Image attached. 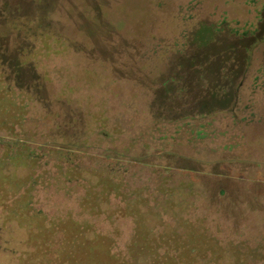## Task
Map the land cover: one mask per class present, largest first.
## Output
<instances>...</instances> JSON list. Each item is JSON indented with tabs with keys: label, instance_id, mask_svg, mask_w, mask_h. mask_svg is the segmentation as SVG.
<instances>
[{
	"label": "trees",
	"instance_id": "obj_1",
	"mask_svg": "<svg viewBox=\"0 0 264 264\" xmlns=\"http://www.w3.org/2000/svg\"><path fill=\"white\" fill-rule=\"evenodd\" d=\"M20 28L22 65L61 86L78 125L43 130L48 115L0 68V264H264V173L231 153L256 119L235 84L215 99L182 86L163 105L143 39L123 48L127 69L117 47L83 53L51 18ZM164 49L155 40V66Z\"/></svg>",
	"mask_w": 264,
	"mask_h": 264
},
{
	"label": "rangeland",
	"instance_id": "obj_2",
	"mask_svg": "<svg viewBox=\"0 0 264 264\" xmlns=\"http://www.w3.org/2000/svg\"><path fill=\"white\" fill-rule=\"evenodd\" d=\"M46 17L83 53L109 55L117 47L120 68L135 69L121 63V53L126 44L137 52L143 39L151 60L145 82L159 85L161 104L176 101L175 90L182 86L195 92L205 86L203 95L215 99L231 94L235 84L241 106L249 105L244 115L252 111L256 121L231 151L239 158L236 165L228 162L229 171L260 163L255 174L264 173V0H0V68L7 85L34 96L48 115L43 130L77 134L76 111L58 96L61 86L21 63L32 45L20 27ZM155 40L165 48L157 66L150 54ZM173 42L176 52L166 49Z\"/></svg>",
	"mask_w": 264,
	"mask_h": 264
}]
</instances>
